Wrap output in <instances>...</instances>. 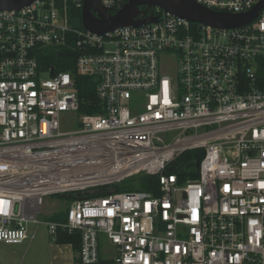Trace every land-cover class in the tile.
<instances>
[{
    "label": "built area",
    "instance_id": "1",
    "mask_svg": "<svg viewBox=\"0 0 264 264\" xmlns=\"http://www.w3.org/2000/svg\"><path fill=\"white\" fill-rule=\"evenodd\" d=\"M195 1L245 13L261 0ZM82 5L0 9V242L33 239L45 196L146 174L156 193L70 201L44 221L51 242L73 235L76 264H264V7L227 28L150 7L155 21L98 34L72 26ZM64 47L100 112L79 113L74 72L44 61ZM66 113L77 129H62ZM191 150L195 178L166 172Z\"/></svg>",
    "mask_w": 264,
    "mask_h": 264
},
{
    "label": "water",
    "instance_id": "2",
    "mask_svg": "<svg viewBox=\"0 0 264 264\" xmlns=\"http://www.w3.org/2000/svg\"><path fill=\"white\" fill-rule=\"evenodd\" d=\"M32 1L0 0V9H19ZM82 1L80 16L71 18L72 26L77 29L84 27L98 34L120 27L140 26L155 21L156 17L151 13L146 15L149 7H158L192 22L222 28L238 27L250 22L264 7V0H261L248 12L231 13L209 9L195 0H127L120 9L112 13L101 5L100 0ZM141 6L145 8L141 9Z\"/></svg>",
    "mask_w": 264,
    "mask_h": 264
},
{
    "label": "trees",
    "instance_id": "3",
    "mask_svg": "<svg viewBox=\"0 0 264 264\" xmlns=\"http://www.w3.org/2000/svg\"><path fill=\"white\" fill-rule=\"evenodd\" d=\"M74 14L78 15L79 10L76 11ZM75 56H76V53L71 47H64L62 49L52 51L49 54L45 55L44 61L46 63H52L56 70H68V71L74 72L75 71V67H74ZM74 76L76 79V84H78L76 85L77 94L80 93L78 94L79 102H80L79 103L80 110L78 109L79 113L92 114V113L100 112V101L97 98V95L95 93L94 79L91 77L79 76L75 74V72H74ZM94 97L97 99H95ZM201 154H202L201 150L187 151L183 153L175 161V163L170 168H168L166 171L170 173L171 172L179 173L180 179L182 180H185L186 178H195L197 174L194 169V165L196 162L200 161ZM157 187L158 185H157L156 176L140 174L138 176L128 178L122 181L121 183L113 185L111 187H101V188L88 190L84 192H71V193H67L64 195H58V196L67 198L70 202L78 198H84V197L96 196V195L98 196L105 195L111 191L121 192V191H134V190H142V191L150 190L156 193ZM50 219L61 220L63 219V214L62 215L60 213L55 214ZM69 235L70 234H67V233L62 234V236L59 237L60 240L58 239V243H69L73 241L74 242L73 246L75 247V248L73 247V249L75 251L78 247L77 242L75 241V239H73V235H70V236Z\"/></svg>",
    "mask_w": 264,
    "mask_h": 264
},
{
    "label": "rangeland",
    "instance_id": "4",
    "mask_svg": "<svg viewBox=\"0 0 264 264\" xmlns=\"http://www.w3.org/2000/svg\"><path fill=\"white\" fill-rule=\"evenodd\" d=\"M77 128V115L72 113L62 115L63 130H75ZM68 204L69 200L62 196H45L38 215L40 222L30 225L29 233H34L33 239H27L19 244L0 242V264H52L54 253H52L51 245L53 242L48 236L44 221L56 213L62 215Z\"/></svg>",
    "mask_w": 264,
    "mask_h": 264
},
{
    "label": "crops",
    "instance_id": "5",
    "mask_svg": "<svg viewBox=\"0 0 264 264\" xmlns=\"http://www.w3.org/2000/svg\"><path fill=\"white\" fill-rule=\"evenodd\" d=\"M52 216H50V218ZM71 247L72 246L69 243L67 244L53 242V244L51 245L52 253H54L52 264H76L75 251L73 247Z\"/></svg>",
    "mask_w": 264,
    "mask_h": 264
},
{
    "label": "bare ground",
    "instance_id": "6",
    "mask_svg": "<svg viewBox=\"0 0 264 264\" xmlns=\"http://www.w3.org/2000/svg\"><path fill=\"white\" fill-rule=\"evenodd\" d=\"M78 81V80H77ZM76 85H78V84H76ZM93 86V85H92ZM78 94H80V93H78ZM84 97V96H83ZM95 98V97H94ZM95 99H97V98H95ZM85 100V99H84ZM98 101V100H97ZM80 105H82V104H80ZM95 106V105H94ZM81 107V106H80ZM82 109V108H81ZM85 109V108H84ZM91 109V108H90ZM80 110V109H79ZM94 111V110H93ZM167 172V171H166ZM168 173H170V172H168ZM142 176V175H141ZM139 178V177H138ZM131 180V179H130ZM155 189V188H154ZM150 191V190H149ZM99 194V193H98ZM104 194V193H103ZM96 196H98V195H96ZM59 198V197H58ZM56 220V219H55ZM70 236V235H69ZM63 238V237H62ZM65 238V237H64ZM72 238V237H71ZM60 240V239H59ZM71 241V240H70ZM66 242V241H65ZM68 244V243H67ZM76 245V244H75ZM74 247V246H73ZM77 247V246H76ZM72 248V247H71ZM75 248V247H74Z\"/></svg>",
    "mask_w": 264,
    "mask_h": 264
},
{
    "label": "flooded vegetation",
    "instance_id": "7",
    "mask_svg": "<svg viewBox=\"0 0 264 264\" xmlns=\"http://www.w3.org/2000/svg\"><path fill=\"white\" fill-rule=\"evenodd\" d=\"M140 8H141V9H143V8H145V7L141 6ZM149 9H150V7H149V8H147V10H149Z\"/></svg>",
    "mask_w": 264,
    "mask_h": 264
}]
</instances>
